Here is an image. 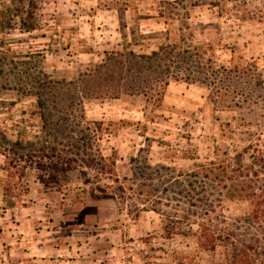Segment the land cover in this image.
<instances>
[{"label":"rangeland","instance_id":"1","mask_svg":"<svg viewBox=\"0 0 264 264\" xmlns=\"http://www.w3.org/2000/svg\"><path fill=\"white\" fill-rule=\"evenodd\" d=\"M11 1L0 0V264L225 263L230 248L202 249L200 226L239 238L247 204L204 215L186 192L203 163H249L264 126V0H36L30 31L3 11ZM160 48L168 58L130 71L167 69L160 99H77L70 83L105 52ZM35 78L81 132L45 124ZM205 186L213 200L220 189Z\"/></svg>","mask_w":264,"mask_h":264},{"label":"trees","instance_id":"2","mask_svg":"<svg viewBox=\"0 0 264 264\" xmlns=\"http://www.w3.org/2000/svg\"><path fill=\"white\" fill-rule=\"evenodd\" d=\"M26 3H28L27 8L25 7ZM36 8V0H12L10 4H5L3 11L13 10L15 15L20 17L22 28L30 31L37 28ZM24 13L26 14L24 15ZM169 53L171 54V50L169 52L166 48L154 50L150 54H136L134 51L105 52L101 63L90 65L86 68L85 72L79 75L74 83L70 84L77 88H75V91L78 94L77 99L79 101L93 96L90 93H94L95 96L118 97L123 91L127 92L129 90L143 93L145 97L150 99L154 97L159 98L161 92L156 89L155 85H167L170 75L167 69L160 71L152 79H145L143 76L139 77V74L134 76L130 74V71L134 69L135 65L145 68L152 65L153 62L159 63L164 61L165 58L169 57ZM124 73H126L125 76ZM34 80L38 83V90H29V92L36 95L40 108L43 107L44 109L46 107V114L44 111L41 112V117L45 124L47 121L48 125L51 122L53 127L69 128L73 131L75 130V126H79L81 132L80 121L72 120L68 115L63 117L57 116L55 118V114L52 111L54 107H57V104L54 105L52 101L51 104L46 105L48 98L43 95L46 93L50 98L51 96L54 98L58 90L56 91L50 82L41 81L39 83L37 78ZM45 88H50L52 91L45 92ZM146 89L153 91L154 95L152 96V92L149 94ZM51 117L53 119L49 120ZM89 129L88 126L85 127V130L89 131ZM82 133L80 137L83 141L85 140L83 143H87V141H89L88 143H93V136L91 134ZM256 134L255 140L247 146L250 152L249 163L247 165H243L244 158L240 152H236L235 154L234 165L229 163L223 166L221 164L216 166V162L203 163L200 166V171H196L192 175L194 180L189 182V185H194L193 194L189 191L186 192L187 196L190 195V198H196L191 205L201 208L204 215L216 213V209L220 210L224 206L225 199L228 201L245 202L247 204L246 213L236 218V221L240 220L248 224V227H246V230H243L242 236L239 238L234 236L236 235L235 232H222L224 234H221V232L212 230L210 225L200 226L198 244L202 249L214 250L219 245V242H223V246L226 249L230 248V251H227L226 260L223 264H264V126ZM69 144L71 147H74L73 142ZM90 145L88 144L89 147ZM51 149L55 150L54 147H51ZM14 154L16 155V153ZM45 156L48 157L47 155ZM99 157L104 164L106 160H112L111 156L106 157L100 154ZM197 181L201 186L199 190L196 189ZM207 181L210 182L211 187L214 186L220 189L217 190L218 195H213V200L209 198L206 191L207 186L205 184ZM43 183L46 185L44 180ZM195 195L197 196L195 197ZM197 212H192V214L195 215Z\"/></svg>","mask_w":264,"mask_h":264},{"label":"crops","instance_id":"3","mask_svg":"<svg viewBox=\"0 0 264 264\" xmlns=\"http://www.w3.org/2000/svg\"><path fill=\"white\" fill-rule=\"evenodd\" d=\"M26 223H29V225H33V224H35V222H22V226H25Z\"/></svg>","mask_w":264,"mask_h":264}]
</instances>
